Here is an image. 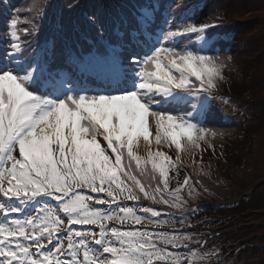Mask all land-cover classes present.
Returning <instances> with one entry per match:
<instances>
[{
  "label": "snow or ice",
  "instance_id": "1",
  "mask_svg": "<svg viewBox=\"0 0 264 264\" xmlns=\"http://www.w3.org/2000/svg\"><path fill=\"white\" fill-rule=\"evenodd\" d=\"M18 12L0 0L10 34L0 54V264H179L157 246H179L178 237L125 226L167 222L139 207L156 193L180 207L164 195L178 198L189 180L169 191L175 162L163 147L179 161L217 135L205 113L225 65L208 32L223 21L166 31L169 4L155 38L137 51L107 41L103 21L89 15L97 40L60 62L48 42H36L47 13L24 28L32 40L22 50ZM149 165L160 182L151 191L138 178Z\"/></svg>",
  "mask_w": 264,
  "mask_h": 264
},
{
  "label": "rangeland",
  "instance_id": "2",
  "mask_svg": "<svg viewBox=\"0 0 264 264\" xmlns=\"http://www.w3.org/2000/svg\"><path fill=\"white\" fill-rule=\"evenodd\" d=\"M37 1L39 0H29L32 4H36ZM112 1L115 2V0ZM227 1L228 0H225V2ZM192 2L193 0H181L175 3L176 8L170 18L172 23L166 27V31L182 30L187 24H193L182 18L185 10L189 6H195ZM30 3L23 7L22 13L25 12L26 14H31L33 12ZM166 7V4L163 5L162 11L158 12L156 15L157 24L160 25L158 28L162 26L163 16L165 14L164 10ZM234 13L238 12L234 11ZM217 14L218 13L214 14V16L206 22H210V24L218 22L217 18L221 19L222 17H218ZM152 16L153 13L150 17ZM258 16V13H244L240 16L242 18L236 19H240L238 21H242L244 26H246L244 28L247 29L241 32L240 35L235 38L233 43L229 42L231 40L229 37L232 34L229 33L223 36L229 40L223 42V48L221 49L219 47L220 50L216 53V55H219L221 60L224 61L225 66L222 70L223 79L217 82L216 89L218 91L213 94V98L208 103L213 104L209 106L205 113L207 124L215 123V119L224 122L225 134H227V131L230 129L232 121L233 123L237 121L240 125L243 124V134L241 135V133L232 132V134L236 136L230 134L229 137H225L224 139L221 138L219 141H217L215 137H211L214 145L202 143L200 149L196 150L197 154L193 157L194 159L189 158V155L185 156V153H182V157L180 158V162L185 166V170L180 172L179 175L184 179L191 178L189 173L191 170H194L195 172L202 171L208 174H215V177L213 178L214 180L211 179L212 182L216 181L218 183V181H221V183H224L225 185L228 182H231L237 186L238 189L232 199L234 205L231 207L228 205L220 209L217 208V206H210L217 205L216 201L220 198L219 196H225L222 194L219 195L218 193L219 189L223 190L224 188H220L214 183L217 191V193H214L213 189H208L204 182H201L199 185V181L201 180L198 178L199 181H195L198 186L192 181L188 183L189 186L186 190L187 198L183 199L185 205L180 204L179 208H176V210L169 213H165L164 211L161 212L162 215L160 219L167 221L166 223L159 226L153 224V229H145L144 227L141 228L136 225H132L131 227L127 225L125 226L126 229L139 228L142 231L147 230L149 232H158L161 231L157 230L160 226H173L175 223H182L183 228L179 229L178 233H175L176 235H169L176 236L181 241L179 246H177L179 251L176 252L180 256L179 261L182 260L183 262L179 264H184L186 257L192 258L195 264H264V181L257 184L255 182H257L258 179L248 177L247 174L245 176V174L241 172V169L250 163L251 157L254 155L256 149L255 134L264 129V90L252 76L253 68L259 66L264 61V51L263 54L259 53L255 56L243 55L247 54V52H249L248 50H250L249 40L252 35L250 28L255 24V19H257ZM148 18L149 17H142L144 24H147V20H149ZM87 26L94 27V25L90 23H87ZM155 28L156 25L153 26V30L156 31ZM218 31L219 30H216V33L213 36L214 39L215 36L220 35V33H217ZM209 35L212 36V34ZM5 41L6 40H0V45L3 49ZM149 42L150 41L148 40V43ZM18 43H20L21 49L23 50L24 44L22 41L19 40ZM227 57H231V59H227ZM220 97H223V99L221 100ZM229 97H231L229 102L235 104L237 109L225 99ZM239 100L251 103L250 107L247 103L242 105ZM253 104L258 105L259 108L261 107L259 112L252 109V107H254ZM239 109H244V112ZM255 116L257 117L256 121L254 120ZM246 117H249V121H251L248 125L246 124L248 122V120L246 121ZM246 140L247 142L244 144V147L243 145H240V143H244ZM225 142H233V145L228 146ZM224 144L226 146L221 149L220 146ZM141 154L143 155V153ZM173 155L172 158L174 160L176 159L175 152H173ZM171 169L173 170L175 168L171 167ZM131 171L136 173L140 172V170L134 166ZM156 175L157 174L150 171L149 165V171L142 175H138V178L141 179L142 183L147 184L146 187L151 191L160 183L156 179ZM245 177L247 180H245ZM178 179L179 177L177 174L172 175L170 173V190L177 187L178 184L176 181ZM187 185H184L182 188L186 189ZM165 199H169L171 202V198ZM148 203V200H144L139 207L144 208ZM124 204L130 207L136 206L135 202L130 201H125ZM196 207L198 208L196 209ZM12 218L22 219L23 217L19 216V214H14ZM195 218H207L204 224L199 225H202V228H208V230H192V222ZM0 219H3V217L0 216ZM200 231L202 233H200ZM202 235L207 236L205 246H202V244L200 246ZM185 237H189L190 239L185 240ZM187 242H191L192 245H189L184 249ZM157 246L160 247L158 244ZM181 247L183 248L180 249ZM189 248L191 251H188ZM167 251L171 252L168 249ZM224 256H226V258H223V260H211L222 258Z\"/></svg>",
  "mask_w": 264,
  "mask_h": 264
},
{
  "label": "trees",
  "instance_id": "3",
  "mask_svg": "<svg viewBox=\"0 0 264 264\" xmlns=\"http://www.w3.org/2000/svg\"><path fill=\"white\" fill-rule=\"evenodd\" d=\"M10 2L16 9H19L17 15L20 23L17 32L24 44L23 47L32 40V37L24 33V28L28 27L31 31V23L36 22V19H38L37 13L44 11L47 13L48 19L41 21L42 29L37 35L36 42H48L60 57V62H66L71 54L77 50L87 49L93 41L97 40L96 26H87L89 15H94L103 21L106 40L112 43H120L122 40L114 31V26L120 21L126 31L127 27H125L122 18H119V16L125 14L133 23L135 15L131 9L136 8L138 10L142 8L146 5L147 0H115V2L112 0H39L36 4L30 3L29 0H10ZM28 3H30L33 12L31 14L22 13L23 7ZM165 4L167 5V3ZM195 8L197 10L190 16V20L195 24L206 22L216 13H218V17L223 14H231L232 18L223 25V30H232L236 33L235 38L247 29L244 28L246 26L242 21H238L240 19H236L242 18L240 16L244 13H258L259 16L255 19V24L250 28L252 35L249 40L250 50L248 51L251 53L247 52L243 55L255 56L264 51V0H228L227 2L225 0H207L204 6H196ZM119 9L122 11L120 12ZM234 11L239 14L234 13ZM8 39H10V34L5 30V17L0 14V40ZM126 40H129L128 36H126ZM2 52L3 48L1 46L0 54ZM252 75L264 87V61L253 69ZM255 147V164L253 167L248 168V174L253 178L264 175V129L255 134ZM219 191L227 198L234 193L233 188L219 189Z\"/></svg>",
  "mask_w": 264,
  "mask_h": 264
},
{
  "label": "bare ground",
  "instance_id": "4",
  "mask_svg": "<svg viewBox=\"0 0 264 264\" xmlns=\"http://www.w3.org/2000/svg\"><path fill=\"white\" fill-rule=\"evenodd\" d=\"M212 140H211V138H209V142H211ZM246 142H247V140L243 143H240V145H243V147H244V144H246ZM225 143H227L228 144V146H231V145H233V142H225ZM226 145L224 144V145H221L220 147H221V149L223 148V147H225ZM227 146V147H228ZM162 150H164V151H169L170 153H171V150L169 149V148H167V150H166V148L165 147H163V149ZM196 154H197V152L195 151V152H193L191 155H189L188 153H185V156H188L189 158H193V157H195L196 156ZM194 159V158H193Z\"/></svg>",
  "mask_w": 264,
  "mask_h": 264
},
{
  "label": "flooded vegetation",
  "instance_id": "5",
  "mask_svg": "<svg viewBox=\"0 0 264 264\" xmlns=\"http://www.w3.org/2000/svg\"><path fill=\"white\" fill-rule=\"evenodd\" d=\"M249 118V117H248Z\"/></svg>",
  "mask_w": 264,
  "mask_h": 264
}]
</instances>
